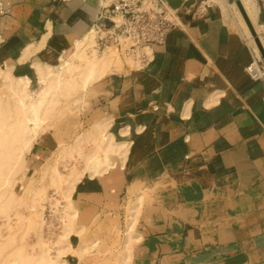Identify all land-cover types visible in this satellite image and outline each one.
Segmentation results:
<instances>
[{"label":"crops","instance_id":"0c3cea01","mask_svg":"<svg viewBox=\"0 0 264 264\" xmlns=\"http://www.w3.org/2000/svg\"><path fill=\"white\" fill-rule=\"evenodd\" d=\"M181 1L193 2L175 10L178 26L149 64L123 62L88 86L85 122L124 146L108 168L84 170L72 201L119 218L137 202L128 264H264V84L245 69L256 52L264 60L237 0L204 12ZM98 4L0 0V79L32 83L71 56ZM250 12L264 50V0ZM42 151L36 142L30 166Z\"/></svg>","mask_w":264,"mask_h":264},{"label":"rangeland","instance_id":"374dc122","mask_svg":"<svg viewBox=\"0 0 264 264\" xmlns=\"http://www.w3.org/2000/svg\"><path fill=\"white\" fill-rule=\"evenodd\" d=\"M243 2L250 10H258V0ZM233 7L237 15L234 4ZM1 13L5 12L1 9ZM245 35L256 48L248 32ZM93 40L96 52L88 46L84 55L76 56L75 45L71 56L59 60L52 68L46 66V73L25 87L30 95L28 101H33V104L29 101L30 108L25 105L28 110L45 93L42 99L47 100V106L43 101L46 109L42 106L36 124L28 121L30 112L19 109V97L12 92L17 79H6L1 71L0 264H128L126 254L137 220L133 216L139 211L137 202L121 204L119 218L112 214L99 217L96 208L88 212V208L72 201L81 191L83 173L95 163L109 166L110 154L116 153H107L105 139H97L95 123L85 122L87 88L98 78L97 73L102 76L112 66L135 63L120 56L114 46L98 49L96 33ZM84 78L88 82L86 87L82 86ZM60 86L69 88V92ZM36 142H40L43 151L38 165L30 166Z\"/></svg>","mask_w":264,"mask_h":264},{"label":"built area","instance_id":"2783aa9c","mask_svg":"<svg viewBox=\"0 0 264 264\" xmlns=\"http://www.w3.org/2000/svg\"><path fill=\"white\" fill-rule=\"evenodd\" d=\"M92 28L96 33L97 48L114 46L120 56L140 65L152 61L151 48L162 44L168 33L178 26L175 10L169 7L167 0H103ZM209 2L201 1L200 12L209 7ZM111 21V27L105 28L101 20ZM246 72L253 80L264 84V65L256 52L246 66ZM264 99V98H263Z\"/></svg>","mask_w":264,"mask_h":264},{"label":"bare ground","instance_id":"6f19581e","mask_svg":"<svg viewBox=\"0 0 264 264\" xmlns=\"http://www.w3.org/2000/svg\"><path fill=\"white\" fill-rule=\"evenodd\" d=\"M98 2H99V4L101 5V4H103L104 3V1L103 0H97ZM206 2H209V1H213V0H205ZM240 1V3H241V5H242V7H243V9L245 10V12H246V15H247V17H248V19H249V21L251 22V25L253 26V29H254V31H255V34H256V36H257V38H258V40H259V42L261 43V45L263 46V40H262V37H261V33H260V27L258 26V25H254V22H253V19H252V17H251V12H250V9L248 8V6H247V4L245 3V2H243V0L241 1V0H239ZM193 2V1H192ZM191 2V3H192ZM167 3H169L168 1H167ZM191 3H188V4H181V5H177V6H171L170 4H168L169 5V7H171V9H173V10H176V9H179V8H181V7H188ZM98 4V5H99ZM235 8L237 9V16H238V18H239V20L241 21V23L242 24H244L245 25V32L247 33L248 32V34L251 36V40H253V43L255 44V41H254V38H253V36H252V34H251V32H250V30H249V28L247 27V24L245 23V20L243 19V17H242V15H241V13H240V11H239V9H238V7H237V5H236V3H235ZM98 9V8H97ZM243 21V22H242ZM94 33H95V31H94V29L93 28H91V29H88L85 33H83L82 35H81V37L79 38V39H76V41H75V43H76V50H75V55L77 56H79V55H84L83 53H85L86 52V49L88 48V46H89V48H91L90 46H92V44H93V42H94ZM251 42V41H250ZM93 47V50H94V46H92ZM255 50H258V48H257V46H256V44H255ZM95 52L97 51V50H94ZM93 51V52H94ZM89 52V51H88ZM108 52H109V50H108ZM110 52H112V51H110ZM92 54H94V53H92ZM97 54H98V52H97ZM87 56V55H86ZM95 56H96V53H95ZM102 56V55H101ZM111 56V55H110ZM90 57H91V55H90ZM98 57V56H97ZM104 57V56H103ZM108 57V56H107ZM113 58V57H112ZM101 59V58H100ZM110 59V58H109ZM108 60V59H107ZM90 61H91V59H90ZM97 61V60H96ZM112 62V61H111ZM73 63V62H72ZM94 61H93V65H94ZM113 63V62H112ZM70 63L68 62L67 63V66L69 65ZM90 64V63H89ZM97 64H98V62H97ZM100 65V64H99ZM97 66V65H96ZM69 67V66H68ZM87 67V66H86ZM87 68H89V67H87ZM101 68H102V66H101ZM100 68V69H101ZM46 70L47 69H43V70H41L40 72H39V75H41V74H45L46 73ZM97 70H98V68H97ZM103 70H105V69H103ZM90 71H93L94 72V70L92 69H90ZM87 73V72H86ZM102 73H97V76L96 77H99L100 75H101ZM89 75H90V73H89ZM61 76V75H60ZM84 76V75H83ZM39 77V76H38ZM57 77V76H56ZM91 77V76H90ZM95 77V78H96ZM50 78V77H49ZM58 78H59V75H58ZM6 79H7V77H6ZM92 79V78H91ZM98 79V78H97ZM16 80V79H15ZM55 80H56V78H55ZM58 80V79H57ZM7 82H9V84H12V83H10V81L11 80H6ZM17 83L15 84V85H13L12 86V92L16 95V96H18L19 97V104H20V108L19 109H21V107H22V109H24V111L25 112H27L28 111V113L30 112V115H31V117H28V121L30 120L31 122L33 121L34 122V124H36L35 122L38 120V119H40V116H41V113H42V111H43V108H42V106H44V102L46 103V105L45 106H47V100H43L42 99V95H43V97H44V95H45V93L43 94L42 93V95H40L41 96V100L36 104V105H32V107H31V109L30 110H28L29 108H30V105H29V101L31 100H29L28 101V98H30L29 96V94L28 93H26V89H25V87H27L28 86V84L30 83V80L28 79V78H19V79H17ZM44 81V80H43ZM59 81H62L61 79L59 80ZM58 81V82H59ZM89 81V80H88ZM57 82V83H58ZM57 83H55V84H57ZM83 85V87H86L87 85H88V82H87V79H85L84 78V82L82 83ZM57 86V85H56ZM61 87H65V86H60V88ZM45 87H43V90L44 91H47V90H45L44 89ZM53 88V87H52ZM58 88V87H57ZM66 88V87H65ZM54 89V88H53ZM67 89H69V88H66V91H68ZM55 90V89H54ZM59 90V89H58ZM62 90V89H61ZM22 91H23V93H22ZM21 92V93H20ZM42 92V91H41ZM69 92V91H68ZM67 92V93H68ZM23 95V97H22V95ZM28 97V98H27ZM46 97V96H45ZM44 101V102H43ZM49 101H53V99H51V100H49ZM28 102V103H27ZM30 102H32V104H33V101H30ZM50 102H48V104H49ZM25 105H27L29 108H27V106H25ZM45 106H44V110L46 109L45 108ZM27 110V111H26ZM33 115V116H32ZM32 122V123H33ZM104 139H105V146H104V149L106 150V152L107 153H111V152H119V148H121V147H123L124 145L122 144V143H117V142H114L111 138H109V137H104ZM102 141H103V139H102ZM103 149V148H102ZM104 149H103V151H104ZM120 153V152H119ZM103 159H105V158H103ZM102 158H101V161L103 160ZM97 161H98V159H97ZM104 162H105V160H104ZM108 163V162H107ZM104 164V163H103ZM109 164V166L111 165L110 163H108ZM89 166V165H88ZM90 167V166H89ZM99 167H102V166H99L98 165V163H95V166L93 165V170L94 171H97V169H99ZM107 167V166H106ZM103 168V167H102ZM108 168V167H107ZM106 169V168H105ZM100 171V170H99ZM102 171H103V169H102ZM101 172V171H100ZM98 173V172H97Z\"/></svg>","mask_w":264,"mask_h":264},{"label":"water","instance_id":"95a60500","mask_svg":"<svg viewBox=\"0 0 264 264\" xmlns=\"http://www.w3.org/2000/svg\"><path fill=\"white\" fill-rule=\"evenodd\" d=\"M168 2H169V4L171 6H177V5L183 4L181 0H168ZM235 3L237 5V7H238L243 19L245 20V23L247 24V27L249 28V30H250L253 38H254L255 44H256V46H257V48H258V50H259V52H260V54H261V56L263 57V60H264L263 47H262L261 43L259 42L256 34H255L253 26L251 25V22L249 21L245 10L243 9V7H242V5H241L239 0H237ZM184 4H188V3H184ZM100 23L103 24L105 26V28H110L111 24H112L111 21H109L108 19H103V20L100 21Z\"/></svg>","mask_w":264,"mask_h":264}]
</instances>
